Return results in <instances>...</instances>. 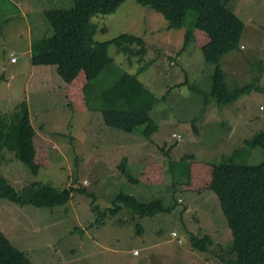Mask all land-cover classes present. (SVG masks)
I'll return each mask as SVG.
<instances>
[{"label": "rangeland", "instance_id": "374dc122", "mask_svg": "<svg viewBox=\"0 0 264 264\" xmlns=\"http://www.w3.org/2000/svg\"><path fill=\"white\" fill-rule=\"evenodd\" d=\"M74 1L0 0V77L5 76L0 85V115L11 118L18 104L27 100L34 127L54 146V163L41 167L38 174L7 148L1 151V169L19 191L38 182L59 190L83 185L87 192H73L68 202L53 207L3 198L0 227L34 264H223L221 253L214 251L218 245H230L233 233L217 194L185 191L182 184L194 160L221 161L237 147L247 148L245 139L264 129V0L227 1L245 27L240 47L220 61L230 89L261 73L258 84L263 91L253 89L229 103L207 100L205 92L212 88L216 65L206 62L193 38L182 50L196 12L189 10L183 26L171 27L162 13L126 0L117 11L93 17L95 40H111L127 32L142 36L152 49L139 61L142 56L128 58L111 43L114 61L90 82L87 109L69 106L58 65L32 61L31 33L40 37L54 33L45 11L71 8ZM40 23L44 25L39 29ZM12 53L19 61H11ZM141 67L139 79L158 124L150 136L143 125L133 133L107 125L100 100L101 91L122 71L136 73ZM116 107L129 109L130 105L122 99ZM160 160H165V180H141L143 166ZM263 160L261 148L248 156L250 163ZM124 170L140 181L131 182ZM121 191L141 201L162 199L166 209L173 208L140 217L124 207L96 222L93 204L111 207ZM190 231L209 234V250L194 248Z\"/></svg>", "mask_w": 264, "mask_h": 264}, {"label": "trees", "instance_id": "16d2710c", "mask_svg": "<svg viewBox=\"0 0 264 264\" xmlns=\"http://www.w3.org/2000/svg\"><path fill=\"white\" fill-rule=\"evenodd\" d=\"M126 0H75L71 8H50L45 15L54 28L51 36L36 39L32 43L34 65H58V72L66 82L65 95L69 106L78 109L89 108L87 88L90 82L113 61L109 53L111 43L118 51L142 56L151 50L150 44L139 35L121 33L111 40L96 41L97 24L92 21L96 14H110ZM228 0H137L162 13L171 27L183 26L189 10L196 12L192 28L186 33L182 50L193 38L201 48L206 62L215 64L212 88L205 92L207 100L213 98L218 103L235 101L242 94L253 89L263 91L258 81L261 73L253 81L230 89L226 72L220 65L223 56L239 48L245 23L228 5ZM180 51V53L182 52ZM141 67L136 73L122 71L110 87L100 93L104 122L125 132L133 133L144 126L143 132L150 136L158 124L152 117L153 106L147 101V90L139 79ZM262 71V66L258 67ZM5 77H0L1 81ZM188 81V79H186ZM186 82V81H185ZM182 82L181 84H183ZM126 99L129 109L116 107V102ZM212 101V100H211ZM18 110L11 118L0 115V206L1 199H9L21 205L34 204L38 207L55 206L70 200L73 192H87L80 187L69 186L62 190L49 184L32 182L21 191L2 174L1 151L5 148L15 151L34 174L41 167L54 163L53 142L40 134L34 127L27 100L18 104ZM247 148L237 147L231 154L223 155L221 161L194 160L188 169V177L182 184L185 191L201 193L213 190L233 233V242L218 245L214 253L220 254L223 264H264V160L250 163L248 156L257 147L264 151V129L245 139ZM125 158L121 162L124 167ZM172 170V167L170 165ZM131 182L141 180L147 183H162L166 178L165 160L153 161L143 166L140 179L124 170ZM89 195H92L90 192ZM124 207L132 209L140 217L153 216L170 211L162 199L141 201L137 196L119 192L113 206L101 209L93 204L98 213L96 222H101L108 214H117ZM189 240L194 248L206 252L211 236H199L189 232ZM220 252L217 253V250ZM0 264H34L0 228ZM220 264V263H219Z\"/></svg>", "mask_w": 264, "mask_h": 264}, {"label": "crops", "instance_id": "0c3cea01", "mask_svg": "<svg viewBox=\"0 0 264 264\" xmlns=\"http://www.w3.org/2000/svg\"><path fill=\"white\" fill-rule=\"evenodd\" d=\"M27 8L29 9V6H27ZM27 14H28V13H27ZM44 17H45V14H44ZM43 25H44V23H40V25L38 26V28L40 29V27H42ZM39 29H38V30H39ZM31 35H32L31 44L33 43L34 40L39 39V37L42 36V35H40V36H35V35H34V32H32ZM34 36H35V37H34ZM37 37H38V38H37ZM40 38H42V37H40ZM14 54H15V53H14ZM15 55H17V54H15ZM18 61H19V57H18ZM0 208H1V207H0ZM15 209H16V208H15ZM18 211H21V212H22V211L27 212L26 209H18ZM0 228H1V227H0ZM1 230H2V231L8 236V234L5 232L4 229L1 228ZM8 237H9V236H8ZM9 238H10V237H9ZM10 239H11V238H10Z\"/></svg>", "mask_w": 264, "mask_h": 264}, {"label": "built area", "instance_id": "2783aa9c", "mask_svg": "<svg viewBox=\"0 0 264 264\" xmlns=\"http://www.w3.org/2000/svg\"><path fill=\"white\" fill-rule=\"evenodd\" d=\"M18 60L17 55L12 54L11 61L16 62ZM137 252V251H136Z\"/></svg>", "mask_w": 264, "mask_h": 264}, {"label": "clouds", "instance_id": "9594fccd", "mask_svg": "<svg viewBox=\"0 0 264 264\" xmlns=\"http://www.w3.org/2000/svg\"><path fill=\"white\" fill-rule=\"evenodd\" d=\"M12 54H14V53H12ZM12 54H11V57H12ZM14 55H15V54H14ZM17 57H18V56H17ZM173 233H174V232H173ZM136 251H137V250H135L134 252H136ZM137 252H138V251H137ZM137 252H136V253H137Z\"/></svg>", "mask_w": 264, "mask_h": 264}]
</instances>
